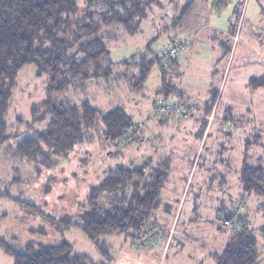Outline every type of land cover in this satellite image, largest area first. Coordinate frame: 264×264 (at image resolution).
Segmentation results:
<instances>
[{"label":"rangeland","instance_id":"1","mask_svg":"<svg viewBox=\"0 0 264 264\" xmlns=\"http://www.w3.org/2000/svg\"><path fill=\"white\" fill-rule=\"evenodd\" d=\"M85 2L78 0L82 8ZM209 3L195 0L188 10L183 0H148L134 19L137 28L116 24L100 34L110 50L106 73L79 80L65 91L49 88V76L37 64L19 70L10 88L14 134L0 145V238L20 250L28 243L67 241L72 253L99 260L96 243L80 229L55 225L13 198L35 203L57 218L80 221L90 188L109 169L142 168L147 181L165 161L167 179L154 229L136 237L103 235L100 239L111 244L110 264H217L215 253L226 249L234 231L216 225L224 208L236 204L240 192L246 194L243 166H264V0H228L222 8ZM180 38H192L186 53L192 58L189 65L182 64L186 54L176 74L164 73L155 64L139 91L134 86L138 64ZM170 85L188 91L189 97L178 92L170 97L196 106V113L169 117L153 110ZM50 99L89 101L104 112L123 108L134 125H142L131 128L134 137L127 142L107 138L102 122L86 127L84 142L59 165L47 168L19 156L15 147L23 136L47 127L44 103ZM131 193L128 188L126 196ZM153 230L160 233L150 240ZM0 264H14L1 247ZM258 264H264V241Z\"/></svg>","mask_w":264,"mask_h":264},{"label":"trees","instance_id":"2","mask_svg":"<svg viewBox=\"0 0 264 264\" xmlns=\"http://www.w3.org/2000/svg\"><path fill=\"white\" fill-rule=\"evenodd\" d=\"M146 3L148 0H86L82 8L78 0H0V145L14 134L9 124L10 88L20 69L37 64L48 74L49 88L58 92L79 80L102 76L111 64L107 62L110 50L100 35L103 29L116 24L130 30L137 28L139 23L134 19ZM159 58V54L153 53L148 61L138 64L134 86L139 91L145 89L155 64L159 63L164 73H168L166 67L173 62L164 63ZM175 87L165 86L163 92L175 94ZM172 99L170 95H164L161 100ZM172 101L194 106L182 98ZM44 105V117L49 119L47 127L23 136L17 140L15 148L19 156L47 168L59 165L62 158L84 142L86 127L102 122L107 138L121 139L135 122L123 108L104 112L89 101L66 104L50 99ZM165 163L154 167L151 179L147 181L142 168L109 169L101 182L90 188L88 208L81 214L80 221L70 217L57 218L35 203L13 198L55 225L80 229L96 243L101 259L94 260L87 253H72V245L67 241L28 243L20 250L0 238V247L14 258V264H110L113 259L111 244L100 238L117 232L133 237L149 233L154 227L155 211L162 201L167 179ZM242 181L246 195L264 198V166L245 162ZM128 188L132 190L129 197L126 196ZM118 192L122 195L118 196ZM105 197H108L107 203H104ZM225 214V217L230 215ZM251 226L250 222L241 229L232 228L234 233L226 249L215 254L217 264L260 262L261 241ZM261 230L264 236V226Z\"/></svg>","mask_w":264,"mask_h":264},{"label":"built area","instance_id":"3","mask_svg":"<svg viewBox=\"0 0 264 264\" xmlns=\"http://www.w3.org/2000/svg\"><path fill=\"white\" fill-rule=\"evenodd\" d=\"M190 46V42L185 39H175L169 43V45L162 50V52L159 54L161 60L164 63H171L173 61H176L177 59L181 58V56H184ZM153 110L162 116H180V117H188L196 113L197 109L194 106L186 105L184 102L180 101H165V100H158L153 105ZM136 125V126H135ZM132 128L135 127V129L139 128L142 124H135ZM134 137L133 131L127 130L123 137L121 138L122 141L127 142L128 140L132 139ZM136 137V136H135ZM248 202L246 199L242 198L239 199V201L236 203V205L233 207V209L230 212V215H228L225 218H222L219 220L218 226L221 228H234V229H241L247 225L250 224L251 218L248 214ZM174 229L172 228L170 231V234L173 233ZM159 231H154L151 233V236L149 237L150 240H155L157 236H155V239H152V235L156 234L159 235ZM170 237H168V240Z\"/></svg>","mask_w":264,"mask_h":264},{"label":"crops","instance_id":"4","mask_svg":"<svg viewBox=\"0 0 264 264\" xmlns=\"http://www.w3.org/2000/svg\"><path fill=\"white\" fill-rule=\"evenodd\" d=\"M183 2L186 3V6L184 7V9L190 10V8L194 4L195 0H183ZM209 2L212 5H214V6H219L220 8H222L224 5L227 4L228 0H209ZM179 7H180V5H179ZM206 25H209V23L206 24ZM188 41L191 42L192 41V38L189 39ZM190 45L192 46L191 43H190ZM192 50H193V48H192ZM190 52H192V51L190 50ZM190 58L191 57H188L187 54H186L184 56V58H181V59H183L182 60V62H183L182 64L187 67L189 65V62L192 60V58L191 59ZM184 59H185V61H184ZM180 63L181 62H180V58H179L176 61H174L172 63V65H170L169 67H166V68H168L167 72L168 73H172L173 72L174 74H176L177 72L179 73L180 70H182ZM186 72H188V69H186ZM174 89H176V92L182 93V94H186V91H187L186 89H184V87H178V86H176ZM171 94L172 93L167 92V91L163 93V95H165V96L171 95ZM186 95H188V97H189V94H186ZM167 118L168 117L160 118V122H164L165 120H167ZM242 197H244L247 200V202H248V212H249V216L251 218V225H252L251 227L259 234L260 241H264V236H262V234H261L262 233V230L261 229L264 226V198L263 197H258L256 195H254V200L253 201H250L249 200V197L250 196L246 195L245 193H241L240 192L239 195H238V197H237V200L236 201H238V199H240ZM235 205L236 204H232L229 208H224L225 213L226 212L227 213H230L231 210L233 209V207ZM225 215H224V217H225ZM220 220H221V218H220ZM218 223H219V221H218ZM218 223H217L216 226L218 228H220L218 226ZM230 238L231 237H229V240H230ZM215 254H217V253H215Z\"/></svg>","mask_w":264,"mask_h":264}]
</instances>
